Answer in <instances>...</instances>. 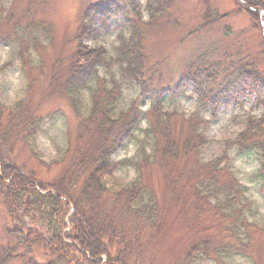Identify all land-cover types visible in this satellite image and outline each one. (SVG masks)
<instances>
[{
	"label": "rangeland",
	"instance_id": "rangeland-1",
	"mask_svg": "<svg viewBox=\"0 0 264 264\" xmlns=\"http://www.w3.org/2000/svg\"><path fill=\"white\" fill-rule=\"evenodd\" d=\"M107 1L0 0V108L9 106L13 111L17 103L23 111L29 109L46 117L41 133L33 141L32 150L20 144L13 149L12 155L9 154L7 161L13 166L18 165L24 172L33 170L39 177L51 181L57 170H49L41 162L60 159L68 145L77 141L83 121L76 115L69 98L54 86L55 75L66 77L68 74L77 47L75 36L79 33L87 6ZM116 1L130 6L132 0ZM139 1L142 5L146 2ZM175 2L179 7L175 13L179 18L177 24L164 28L146 26L144 30L147 68L159 65L161 86L175 85L182 74L188 73L189 63L207 68L219 63L221 72L234 63L255 59L264 69V62L261 64L264 61L263 11L256 19V14L237 6L236 0ZM206 12L226 17L200 29ZM32 15L39 22L37 26L30 24L33 23ZM129 15L132 16L133 12ZM143 17L149 19L147 12ZM93 44L105 46L110 58L116 54L115 34L103 36ZM98 72L100 79L93 80L83 92L84 115L88 116L94 98L105 105V99L109 97L104 88L116 87L112 92L116 112L131 108L135 99L140 97L141 87L122 77L118 65L113 64L111 69L102 65ZM241 99L242 104L223 106L215 114L209 106L198 102V94L192 87L177 98L168 94L164 99L165 111L185 115L172 121L178 127L177 136L184 135L189 125H199L202 147L197 157L202 163L218 161L220 170L213 176L224 182L227 177L233 195L238 197L236 201L228 199L225 192L209 199L200 197L197 190L190 189L193 184L190 178L194 173L183 168V162L168 168V174L162 173L157 160L150 155L155 141L148 133V119L142 120L135 139L114 157L113 181L128 188L139 180L148 191L145 198L134 205L132 212L125 207L126 211L116 212L110 194L97 197L88 206L91 210L96 208L94 212L98 213L101 225L106 228L111 223L129 231L135 227L139 241L144 242L142 255L146 264H238L240 261L243 264H264V195L257 176L259 160L252 152L238 153L233 144L245 127L247 114H261L264 110L256 104V95ZM150 107L148 97L139 101L140 110L147 111ZM88 140L87 143L91 144L92 140ZM147 155H150L148 159ZM237 184L243 193L239 196L238 191L233 190L238 189ZM152 200L157 207L150 218L145 214L138 217L137 212L141 209L151 211L148 206ZM130 218L132 221H127ZM69 223L67 230H70ZM15 224L0 199V245L16 244L13 238L9 241L7 233ZM205 239L210 240L211 253L205 255L200 250L197 254L193 252L192 257L190 252ZM19 249V253H27V258L31 257L37 264H46L45 252L35 250L29 253L25 246ZM75 257L78 264H84L78 253ZM8 264L27 263L14 260Z\"/></svg>",
	"mask_w": 264,
	"mask_h": 264
},
{
	"label": "trees",
	"instance_id": "trees-1",
	"mask_svg": "<svg viewBox=\"0 0 264 264\" xmlns=\"http://www.w3.org/2000/svg\"><path fill=\"white\" fill-rule=\"evenodd\" d=\"M236 2L237 6L241 5L249 13L256 14V19L261 17L262 11L264 15V0ZM178 10L175 0H146L144 5L139 0H132L130 6L109 0L87 6L79 33L75 36L77 47L68 74L66 77L55 75L54 84L62 95L69 98L76 115L83 122L77 141L68 145L60 159L54 158L50 163L41 162L45 168L57 170L51 181L39 177L33 170L24 172L18 165L13 166L7 161L9 154L12 155L13 149L20 144L32 150L33 141L41 133L46 117L36 115L29 109L23 111V107L17 103L13 111L9 106L0 108V199L16 222L13 228L7 230L9 241L13 238L16 244L8 242L0 245V264L14 260L37 264L31 257L27 258V253H19L21 246H25L29 253L35 250L45 252L46 264H78L77 253L84 264H146L142 255L144 242L141 244L139 241L135 227L129 231L111 223L106 228L101 225L98 213L94 212L96 208L91 210L88 206L97 197L110 194L116 212L126 211L123 207L132 212L134 205L145 198L148 191L139 180L128 188L118 186L113 181L114 157L135 139L143 119H148V133L155 141L150 155L157 160L162 173L168 174V168L183 162V168L194 173L190 178L193 180L190 189L197 190L200 197L209 199L225 192L231 201L238 200L232 193L227 177H223L224 182L213 176L220 170L218 161H199L197 153L202 147L199 125L191 124L184 135L177 136L178 127L172 121L185 115L165 111L164 99L168 94L177 98L192 87L198 94V102L209 106L214 114L223 106L242 104L241 98L249 95H256V104L264 110V69L255 59L234 63L221 72L219 63L210 68L189 63L188 73L182 74L175 85L161 86L159 65L147 68L144 30L146 26L164 28L177 24L179 18L175 17V13ZM144 12H147L148 20L143 17ZM205 15L200 29L219 23L226 17L211 12ZM32 19L33 23L30 24L37 26L39 22L33 15ZM110 34H115L117 40L116 54L111 58L105 46L93 44ZM113 64L120 67L122 77L141 87L140 97L135 99L131 108L116 112L115 99L112 100L116 87L104 88V93L109 97L105 99L106 109L94 98L88 116L84 115L83 92L93 80L100 79L98 70L102 65L111 69ZM206 71L210 72L206 75ZM112 80L117 83L115 79ZM147 97L151 107L142 111L139 101ZM245 122L244 129L233 144L237 146L238 153L252 152L257 155V176L264 195V111L256 115L247 114ZM88 139L92 140L91 144L87 143ZM150 155L146 156L147 159ZM237 188L233 190L238 191V196L239 193L243 194L238 184ZM148 207L152 208L151 211L141 209L137 212L138 217L145 214L150 218L157 207L155 200ZM27 219L30 222L27 223ZM68 221L70 230L66 229ZM210 247V240H201L190 252L191 256H194L193 252L197 254L201 251L208 255L211 253Z\"/></svg>",
	"mask_w": 264,
	"mask_h": 264
},
{
	"label": "clouds",
	"instance_id": "clouds-1",
	"mask_svg": "<svg viewBox=\"0 0 264 264\" xmlns=\"http://www.w3.org/2000/svg\"><path fill=\"white\" fill-rule=\"evenodd\" d=\"M238 264H243V262H242V261H240V262H238Z\"/></svg>",
	"mask_w": 264,
	"mask_h": 264
}]
</instances>
